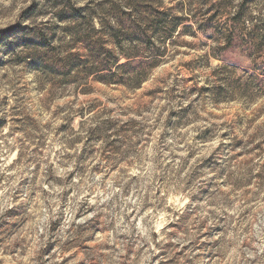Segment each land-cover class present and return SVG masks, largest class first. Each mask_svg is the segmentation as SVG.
<instances>
[{
	"label": "clouds",
	"instance_id": "clouds-1",
	"mask_svg": "<svg viewBox=\"0 0 264 264\" xmlns=\"http://www.w3.org/2000/svg\"><path fill=\"white\" fill-rule=\"evenodd\" d=\"M32 3L6 39L49 46L0 42V264H264V0Z\"/></svg>",
	"mask_w": 264,
	"mask_h": 264
},
{
	"label": "rangeland",
	"instance_id": "rangeland-1",
	"mask_svg": "<svg viewBox=\"0 0 264 264\" xmlns=\"http://www.w3.org/2000/svg\"><path fill=\"white\" fill-rule=\"evenodd\" d=\"M26 0H3L2 3H0V32H6L9 31L10 29H13L14 27H18L21 26L19 24V20L20 18H24L30 15H34L37 5L35 3L32 4H27L26 6L22 7V4H25ZM87 7V6H84ZM211 19V18H209ZM22 27V26H21ZM9 36V35H7ZM6 36V37H7ZM6 37H4L2 39V42L6 43V49H5V54L7 55V53L9 52H15L16 48L18 47H23V44L20 40H15V41H8L6 39ZM72 54H76L77 53L73 52ZM18 59H20V57H17ZM177 61L180 59L179 55H177L176 57ZM185 63H190V61L185 58ZM4 63L0 62V67H3ZM166 67L165 65H161V68ZM97 83H101L100 81H97ZM86 95H90V93H81V99H84V97ZM171 115V113H170ZM18 123V121H17ZM8 124V121L6 120V118H0V129L6 127ZM205 132H208L210 134V130L205 129ZM242 143V141H241ZM256 147H259V145H257ZM35 151V150H34ZM17 158H19V154L17 153ZM16 160L14 159L12 161V164L8 165L9 169H12L13 166L16 164ZM3 161L0 160V164H2ZM25 183V181H20V183L17 185V189H19V187L21 185H23ZM3 184V180L0 179V185ZM17 193H13V199H15ZM3 199V195H2V189H0V200ZM28 211L27 206L25 205H17L16 207L13 208H9L7 210V212L5 213L6 216L9 217H21L24 216V213ZM30 214V212H29ZM27 223V219L25 218L23 220V223L20 224H12L10 226V228H6L5 231H8L10 234L18 231L19 228L23 227V225ZM4 225H0V227H3ZM46 251H50L49 249H46Z\"/></svg>",
	"mask_w": 264,
	"mask_h": 264
},
{
	"label": "trees",
	"instance_id": "trees-1",
	"mask_svg": "<svg viewBox=\"0 0 264 264\" xmlns=\"http://www.w3.org/2000/svg\"><path fill=\"white\" fill-rule=\"evenodd\" d=\"M69 2H70V0H69ZM60 13H64L63 8L60 9ZM78 16H79V13L77 12V13H74L70 16H67V18L68 19H75ZM18 31H24V30L22 29L21 26H18V27H14L13 29H10L9 31L0 32V42H2V39L4 37H6L7 35H15ZM18 40H20L22 42L23 47H33L36 49L46 48L49 46V43H50V41L44 40L43 38H41L40 40H34L28 36H22V37L18 38ZM76 42L79 43V40H77ZM30 54H33V53H30ZM71 55L76 56V54H72V53H71ZM37 62H38L37 59H33V60H29L28 64L35 66L37 64Z\"/></svg>",
	"mask_w": 264,
	"mask_h": 264
}]
</instances>
